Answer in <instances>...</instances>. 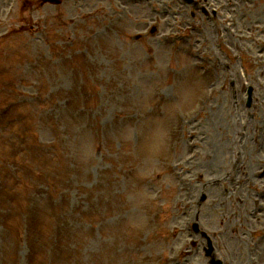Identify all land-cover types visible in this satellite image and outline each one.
Returning <instances> with one entry per match:
<instances>
[{"label": "rangeland", "instance_id": "obj_1", "mask_svg": "<svg viewBox=\"0 0 264 264\" xmlns=\"http://www.w3.org/2000/svg\"><path fill=\"white\" fill-rule=\"evenodd\" d=\"M198 1L190 14L181 0H0V264H209L204 247L185 252V209L225 264H264V211L248 218L264 105H242L229 73L264 34V0H236L246 15L229 30L227 0ZM185 18L204 34L181 41Z\"/></svg>", "mask_w": 264, "mask_h": 264}, {"label": "bare ground", "instance_id": "obj_2", "mask_svg": "<svg viewBox=\"0 0 264 264\" xmlns=\"http://www.w3.org/2000/svg\"><path fill=\"white\" fill-rule=\"evenodd\" d=\"M239 123H240V121L237 119V121H236V125H239ZM235 125V124H234ZM238 131H240V130H238ZM235 154H237V150H236V153ZM208 156H210L209 155V153H208Z\"/></svg>", "mask_w": 264, "mask_h": 264}]
</instances>
